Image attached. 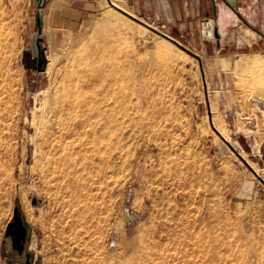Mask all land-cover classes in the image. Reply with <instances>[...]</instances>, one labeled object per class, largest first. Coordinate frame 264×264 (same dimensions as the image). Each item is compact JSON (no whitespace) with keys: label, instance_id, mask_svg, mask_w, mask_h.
I'll return each instance as SVG.
<instances>
[{"label":"rangeland","instance_id":"1","mask_svg":"<svg viewBox=\"0 0 264 264\" xmlns=\"http://www.w3.org/2000/svg\"><path fill=\"white\" fill-rule=\"evenodd\" d=\"M119 2L142 22L106 0L78 14L62 0L51 6L59 18L43 12L48 64L38 72L22 63L38 32L34 0H0V264L17 198L41 264H264V181L209 116L264 179V45L217 52L173 36L201 56L203 78L195 56ZM117 72L123 124L106 128L102 116L94 148L82 134L90 127L55 136L66 93L106 102Z\"/></svg>","mask_w":264,"mask_h":264},{"label":"crops","instance_id":"2","mask_svg":"<svg viewBox=\"0 0 264 264\" xmlns=\"http://www.w3.org/2000/svg\"><path fill=\"white\" fill-rule=\"evenodd\" d=\"M62 0L50 1L44 9L46 17L59 18L61 13L52 8L58 6ZM104 0H70L72 6H66L67 11L80 13L87 6L101 4ZM109 1V0H106ZM125 2L137 13L158 23L172 36L186 39L192 48L202 49L217 47V52H238L242 45H264V0H236L232 7L224 0H216L219 27V39H205L203 37L202 21L214 18L211 0H117ZM99 6V5H98ZM58 13V14H57ZM57 14V15H55ZM246 27L257 35L246 38ZM226 54L231 52H225Z\"/></svg>","mask_w":264,"mask_h":264},{"label":"water","instance_id":"3","mask_svg":"<svg viewBox=\"0 0 264 264\" xmlns=\"http://www.w3.org/2000/svg\"><path fill=\"white\" fill-rule=\"evenodd\" d=\"M49 1L51 0H34L35 5L37 7L34 24L37 27L38 32L33 35L32 47L25 49L23 52L22 63L24 67L29 69H34L38 72L45 71L48 64L45 56V47L42 44L41 30L43 27L44 7ZM211 1L213 3L214 18H206L202 21L203 37L205 39H219L220 38L219 27L216 23V18L218 17L216 0H211ZM224 1L227 2L232 7L236 3V0H224ZM109 2L113 4L111 0H109ZM117 9H119L120 11H122L131 18L137 21H141L138 17L131 15L130 13L124 11L123 9H120L118 7ZM147 25L152 31L158 33L162 37L173 42L181 49L195 56L199 61L203 73V78H205L203 61L200 55L194 53L191 49L180 43L178 40H176L175 37L153 27L152 25L149 24ZM205 87H206V81H205ZM206 91L208 92L207 87H206ZM209 116H210L211 125L214 128V130L217 132V134L228 144V146L232 149V151H234V153L242 161H244V163L248 166V168L256 176H258L261 180L264 181V179H262V177L258 175V172L254 169V167L250 165V163L240 154V152L234 147V145L231 142H229L216 128V126L213 123L212 113L210 110H209ZM34 203H36V201H34ZM126 221L127 222L130 221L128 214H126ZM32 231H33L32 226L26 218V215L20 203V199L17 198L15 200L13 219L8 223L1 243V255L6 259L7 264H41V259L39 257H36L35 252L31 249Z\"/></svg>","mask_w":264,"mask_h":264},{"label":"bare ground","instance_id":"4","mask_svg":"<svg viewBox=\"0 0 264 264\" xmlns=\"http://www.w3.org/2000/svg\"><path fill=\"white\" fill-rule=\"evenodd\" d=\"M111 1L114 2L113 4L115 5V9L116 10H118L117 9V7H118L120 9H123L124 11L130 13L131 15H134V13H132L129 10H127L125 8V6H123V4H121L119 1H117V0H111ZM134 16H136V15H134ZM105 18H107L106 19V22H109V17L107 16ZM148 24L151 25L150 23H148ZM164 44L169 49H175L173 46H171L167 42H164ZM113 71H114V68H113ZM111 72H112V70H111ZM113 74L107 75V77H108V83L106 82L107 84L105 86V89H102L103 90V94L100 96L101 97L100 99H104L106 102L99 103L98 98H96L95 101H87V99L85 97H83L82 93L80 94L78 91H77L78 93L76 95V98L75 99H70V97L68 96L69 94L66 93V95L63 97V100H61L54 107L55 116L52 119L53 120V123L51 122V125H53V124L56 123V129H57V132L58 133L55 136H58V134L60 133L59 135L61 137H63V139H65L67 136H69L70 132L72 130H74V129L77 130V129H80V128L81 129H85V127H90V130L85 131L82 134L85 135L88 138V140H89L90 144H92V146L93 145H96L97 146L99 144V142H98L99 140L98 139H99L100 133L102 132V131H100L101 130V125H102V116H105V118H106L105 125H108V127H106V128H110L112 125H116V126L119 127V126H121L123 124V117L126 114V111H125V107H126L125 99L126 98L123 97V94L121 92L122 91L121 76L123 77L124 75L119 76L121 74V73L119 74V72H117V73L114 74L116 76H114ZM71 76H72V74H71ZM91 78H94V77H91ZM95 79L97 80V78H95ZM67 80H69V79H67ZM88 81H89V79H88ZM103 82H104V80H103ZM76 87H77V84H76ZM79 87H81V86H79ZM83 93H84V91H83ZM59 100L60 99H58V101ZM113 102H114V104H113ZM101 104H104V106L106 107V109H103V106ZM65 109L68 110V112L66 114L64 113V110ZM78 116H80L81 118L84 117V116H87L88 118L86 120L81 121V119L80 120L77 119ZM216 128L227 139V136H225L226 134H224V132L217 125H216ZM71 133H74V131L71 132ZM60 136H59V139H60ZM56 139H58V137ZM57 142H58L57 144L60 143L59 141H57ZM81 143H82V141H81ZM57 144H55V145L57 146ZM60 145H62V144L60 143ZM60 145H58V146L60 147ZM81 145L83 146V144H81ZM93 148H94V146H93ZM89 158H91V156ZM87 159L88 158H86V160ZM91 213H92V211H91ZM127 214L129 216V219L131 220L132 213L130 212V210L127 211Z\"/></svg>","mask_w":264,"mask_h":264},{"label":"built area","instance_id":"5","mask_svg":"<svg viewBox=\"0 0 264 264\" xmlns=\"http://www.w3.org/2000/svg\"><path fill=\"white\" fill-rule=\"evenodd\" d=\"M256 102L258 103L259 106L264 107V102H262L261 100L256 99Z\"/></svg>","mask_w":264,"mask_h":264}]
</instances>
